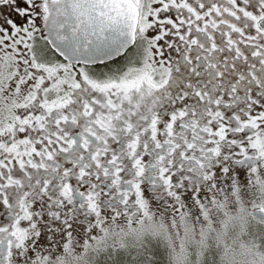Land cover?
<instances>
[{
    "label": "snow or ice",
    "instance_id": "snow-or-ice-1",
    "mask_svg": "<svg viewBox=\"0 0 264 264\" xmlns=\"http://www.w3.org/2000/svg\"><path fill=\"white\" fill-rule=\"evenodd\" d=\"M0 264H264V0H0Z\"/></svg>",
    "mask_w": 264,
    "mask_h": 264
}]
</instances>
